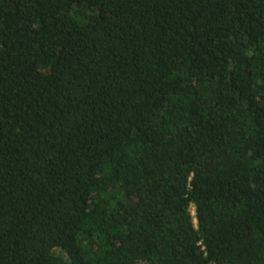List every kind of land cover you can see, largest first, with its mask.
<instances>
[{
  "label": "trees",
  "instance_id": "1",
  "mask_svg": "<svg viewBox=\"0 0 264 264\" xmlns=\"http://www.w3.org/2000/svg\"><path fill=\"white\" fill-rule=\"evenodd\" d=\"M0 264H264V0H0Z\"/></svg>",
  "mask_w": 264,
  "mask_h": 264
},
{
  "label": "rangeland",
  "instance_id": "2",
  "mask_svg": "<svg viewBox=\"0 0 264 264\" xmlns=\"http://www.w3.org/2000/svg\"><path fill=\"white\" fill-rule=\"evenodd\" d=\"M191 211H192V209H191Z\"/></svg>",
  "mask_w": 264,
  "mask_h": 264
}]
</instances>
